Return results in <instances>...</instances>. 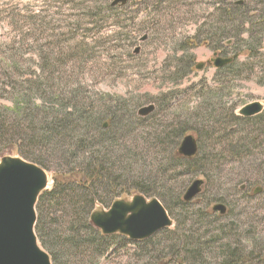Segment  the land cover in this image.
Here are the masks:
<instances>
[{
	"label": "rangeland",
	"instance_id": "obj_1",
	"mask_svg": "<svg viewBox=\"0 0 264 264\" xmlns=\"http://www.w3.org/2000/svg\"><path fill=\"white\" fill-rule=\"evenodd\" d=\"M112 2L0 0V119L14 123L20 111L24 128L35 117L29 129L37 131L44 118L85 109L103 117L107 128L114 112L119 126L130 130L116 137L117 146L107 147V167L129 165L137 182L160 195L136 192L114 201L156 198L173 226L150 244L112 238L100 259L87 249L88 257L73 260L59 244L69 237L73 218L47 200L41 226L49 244L46 249L38 241L39 246L49 257L54 247L60 264H221L228 248L249 254L250 264H264V109L251 118L238 115L250 103L264 108V31L256 36L252 28L259 21L264 25V0H131L123 7ZM223 10L231 20L222 19ZM239 10L259 18L235 31ZM217 50L233 58L231 68L207 63ZM199 64L204 67L196 69ZM150 105L151 114L137 115ZM179 127L197 142L199 172L188 173L170 159L169 143ZM71 128L59 148L52 149L55 140L43 145L33 139L20 150L43 161L50 178L70 163L80 130L72 134ZM234 145H240L237 152ZM72 164L84 165L85 158ZM195 180L203 183L200 194L179 204L177 197L184 202ZM51 186L49 179L46 191ZM112 203L94 210L107 211ZM219 203L226 206L224 215L212 211ZM181 238L201 245L182 250ZM196 249L200 254L191 261L189 251Z\"/></svg>",
	"mask_w": 264,
	"mask_h": 264
},
{
	"label": "trees",
	"instance_id": "obj_2",
	"mask_svg": "<svg viewBox=\"0 0 264 264\" xmlns=\"http://www.w3.org/2000/svg\"><path fill=\"white\" fill-rule=\"evenodd\" d=\"M262 12L264 13V10ZM238 14L239 15L233 22L235 24V28L233 27L235 31H239L238 28H241L244 24L246 25L247 22L251 25L252 19L259 18L256 16H254V18L247 17V14L245 12L242 13L241 10H239ZM220 16L222 19L231 20V17L227 16L226 11L224 10L221 11ZM262 23L263 21H259L255 25H252L253 30H256V36L260 29L264 31V25L262 26ZM257 25H261L259 29L257 28ZM210 34L212 33H209V35ZM251 44L252 42H249L248 45L245 46V49L248 50V52L252 49ZM256 44L257 40L254 39V45ZM232 65L233 63L222 69L231 68ZM11 111L15 113V110L12 109ZM71 111V113L62 112L61 117L59 116L60 113H57L52 119L44 118L42 122H38L39 126L42 128L39 129L40 131L38 129L37 131L29 129L30 123L37 122L35 117H31L28 121L24 122H28V126L25 129L24 125H22V121L17 117V115L21 114L20 111L15 114L17 121L14 123H7L0 119V158L2 155L17 156L42 167L45 171H49L47 165L43 161L21 151V145L26 143V141L33 139L39 140V144L43 143V145H46L47 143L50 145L51 141L55 140L51 147L53 146L52 149H54V147L59 148L61 144H65V136L68 133L66 131L70 130L72 127L70 132L75 134V132L80 129L75 136V142L73 143L75 149L70 153V163H68V165L66 164L65 167H63V163L58 166L59 171L50 175L52 181L51 189L43 192L38 198L36 204V212L38 213V216L35 230L39 227L37 239L44 248L48 249L47 246L49 243L46 240L47 234L43 229L44 226H41V214L44 211L47 200H53L54 204L63 206L62 212L66 218L68 211L70 213L69 218H73V221H71L68 226L69 237L59 243L60 249L65 251L66 256L74 258L73 260L88 257V255L84 254L87 249L94 252L97 255L96 258L100 259L107 253L111 246L110 239L115 238L123 244L130 241L128 238L118 234L103 236L99 230L95 229L91 225L89 217L91 213L95 211V206L100 205L101 207L106 208V205L114 202L115 198L126 197L136 192L152 197H160V195L155 190L148 189V184L140 183V181L137 182L136 180L138 179L135 178V173L129 165H124L123 169L117 170H115L116 168L113 166L107 167L108 160H106V157H108V153H110V150H108L107 147L117 146L116 137L119 138L129 132V125L123 127L119 126L122 125L121 121H119V118L116 117L114 112L108 117V127L104 128L106 120H103V117L95 115L92 117L88 115V111L85 109H74ZM49 114L50 113H47V115ZM5 126H10V128H5ZM186 131V128L179 127V129L177 128L174 132L171 143H169L170 159L176 164H182L183 169H186L188 173H196L199 172V168H201L198 161L199 153L197 152V154L191 159H186L181 157L177 152L180 141L184 137ZM39 136H41V139L38 138ZM239 146L240 145H234L231 148L235 149V152H237V148H240ZM4 152L6 153L3 154ZM65 152L66 151L62 150V154ZM78 156L85 158L84 165L72 164V160H77ZM133 158H135V156H133ZM177 200L181 205L186 204L180 200V197H177ZM55 221H58V219L56 218ZM168 230L169 229H166L162 232L167 233L169 232ZM153 238L154 237H151L142 242H135L134 244L138 246L150 244L153 241ZM190 238L180 239V249L182 248L183 250L184 245L187 247L190 245H195L196 247L201 245L195 239L190 240ZM54 239L55 241H59L57 238ZM182 240L183 242H181ZM55 245L57 248V243ZM178 248L179 247H171L170 250L178 252ZM50 253L52 254L50 259L53 264H60L59 259L55 256L54 247L50 249ZM189 254L191 261H196V258L200 254V250H191L189 251ZM256 258L257 259L253 260L254 263H257L260 259L258 257ZM83 263L84 262L81 261L79 264ZM250 263H252V260L249 254H244L228 248V253L221 264Z\"/></svg>",
	"mask_w": 264,
	"mask_h": 264
},
{
	"label": "water",
	"instance_id": "obj_3",
	"mask_svg": "<svg viewBox=\"0 0 264 264\" xmlns=\"http://www.w3.org/2000/svg\"><path fill=\"white\" fill-rule=\"evenodd\" d=\"M129 1L113 0L111 7H123ZM231 62L232 58L213 61L216 68ZM154 109L150 105L140 109L137 115L147 116ZM262 111L263 106L254 102L242 107L238 115L251 118ZM197 150L194 137L186 135L180 142L178 153L191 159ZM202 185L201 180H195L186 190L183 201L193 200L200 194ZM47 187L48 175L38 165L19 157L4 156L0 159V264H52L49 255L39 246L34 230L37 200ZM240 190H244V186ZM212 211L224 215L226 206L215 204ZM90 222L102 235L119 234L136 242L145 241L173 224L158 199L147 201L141 195H135L131 201L116 200L107 211H94Z\"/></svg>",
	"mask_w": 264,
	"mask_h": 264
},
{
	"label": "flooded vegetation",
	"instance_id": "obj_4",
	"mask_svg": "<svg viewBox=\"0 0 264 264\" xmlns=\"http://www.w3.org/2000/svg\"><path fill=\"white\" fill-rule=\"evenodd\" d=\"M217 58V57H221V58H226V57H224V56H222L221 54H220V50H217V51H215L214 53H213V56H212V59H211V61H209V62H207L208 64H211L212 63V60H213V58H215V57ZM200 67V68H203L204 67V64H199V65H197V67Z\"/></svg>",
	"mask_w": 264,
	"mask_h": 264
},
{
	"label": "bare ground",
	"instance_id": "obj_5",
	"mask_svg": "<svg viewBox=\"0 0 264 264\" xmlns=\"http://www.w3.org/2000/svg\"><path fill=\"white\" fill-rule=\"evenodd\" d=\"M145 135V134H144ZM172 148V147H171ZM173 150V149H172ZM146 159V158H145ZM49 186V185H48Z\"/></svg>",
	"mask_w": 264,
	"mask_h": 264
}]
</instances>
